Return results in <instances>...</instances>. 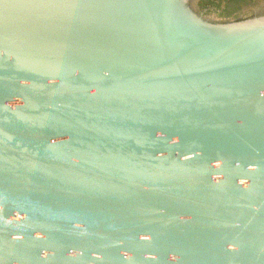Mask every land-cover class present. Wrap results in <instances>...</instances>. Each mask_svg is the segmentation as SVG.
<instances>
[{"label": "water", "instance_id": "water-1", "mask_svg": "<svg viewBox=\"0 0 264 264\" xmlns=\"http://www.w3.org/2000/svg\"><path fill=\"white\" fill-rule=\"evenodd\" d=\"M0 264H264V17L0 0Z\"/></svg>", "mask_w": 264, "mask_h": 264}, {"label": "rangeland", "instance_id": "rangeland-1", "mask_svg": "<svg viewBox=\"0 0 264 264\" xmlns=\"http://www.w3.org/2000/svg\"><path fill=\"white\" fill-rule=\"evenodd\" d=\"M194 13L213 23L251 19L264 0H186ZM264 13V10H262ZM259 13V14H258Z\"/></svg>", "mask_w": 264, "mask_h": 264}, {"label": "flooded vegetation", "instance_id": "flooded-vegetation-1", "mask_svg": "<svg viewBox=\"0 0 264 264\" xmlns=\"http://www.w3.org/2000/svg\"><path fill=\"white\" fill-rule=\"evenodd\" d=\"M264 10V3H263V5L262 6H260L259 8H258V10ZM261 10V12H260V14L259 15H256V13H255V15H254V17L253 18H257V17H264V13H263V11Z\"/></svg>", "mask_w": 264, "mask_h": 264}]
</instances>
